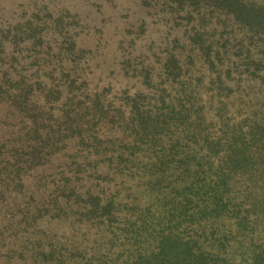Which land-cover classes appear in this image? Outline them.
<instances>
[{
	"label": "rangeland",
	"instance_id": "1",
	"mask_svg": "<svg viewBox=\"0 0 264 264\" xmlns=\"http://www.w3.org/2000/svg\"><path fill=\"white\" fill-rule=\"evenodd\" d=\"M0 264H264V0H0Z\"/></svg>",
	"mask_w": 264,
	"mask_h": 264
}]
</instances>
